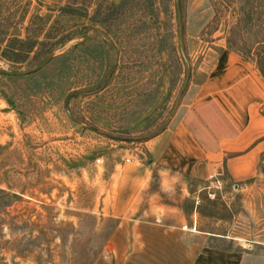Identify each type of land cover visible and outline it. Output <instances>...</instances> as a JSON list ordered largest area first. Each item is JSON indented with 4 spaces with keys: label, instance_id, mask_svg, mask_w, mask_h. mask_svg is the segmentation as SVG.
I'll list each match as a JSON object with an SVG mask.
<instances>
[{
    "label": "rangeland",
    "instance_id": "374dc122",
    "mask_svg": "<svg viewBox=\"0 0 264 264\" xmlns=\"http://www.w3.org/2000/svg\"><path fill=\"white\" fill-rule=\"evenodd\" d=\"M180 1L0 0V19L26 13L21 38L34 13L47 15L48 40L23 62L0 47V264H115L106 189L125 164L148 163L147 142L209 47L238 22L254 42L253 0ZM188 189L167 201L198 228L264 241V165L243 182L224 173Z\"/></svg>",
    "mask_w": 264,
    "mask_h": 264
},
{
    "label": "crops",
    "instance_id": "0c3cea01",
    "mask_svg": "<svg viewBox=\"0 0 264 264\" xmlns=\"http://www.w3.org/2000/svg\"><path fill=\"white\" fill-rule=\"evenodd\" d=\"M215 43L169 124L149 140L148 163L125 164L102 210L118 219L108 242L115 264H264V241L200 229L167 201L176 188L226 173L234 182L264 165V72L257 58ZM184 199V198H183Z\"/></svg>",
    "mask_w": 264,
    "mask_h": 264
},
{
    "label": "trees",
    "instance_id": "16d2710c",
    "mask_svg": "<svg viewBox=\"0 0 264 264\" xmlns=\"http://www.w3.org/2000/svg\"><path fill=\"white\" fill-rule=\"evenodd\" d=\"M55 1L60 2L62 0ZM68 5L69 3L62 7H67ZM1 6L2 5H0V7ZM49 9L51 10V8ZM248 15L249 17L246 22H253L252 36L254 42L247 45L246 39L243 38L241 24L239 22L232 27V34L228 36L227 41L230 47L237 48L249 57H252L250 53L254 49L260 55V60L257 59V62L262 72H264V48L259 46L254 47L256 45H254V43H257L260 39L262 40V38H264V0H253L252 3H250ZM26 16V13H24L16 22H12L4 17L0 19V47L3 44H6L5 49L3 50L4 56L7 59L16 62L25 61L28 58L29 53L36 47L41 48L48 44V40H41L45 32L44 27L47 15H42L38 11L31 16L29 23L25 26V37H20V33L17 31H20V26L24 24ZM218 49L221 50L222 48ZM47 52L50 51L47 50ZM108 220L111 222L115 221L114 227L111 225L109 227L110 230L108 236H110L117 226L118 219L111 217Z\"/></svg>",
    "mask_w": 264,
    "mask_h": 264
},
{
    "label": "water",
    "instance_id": "95a60500",
    "mask_svg": "<svg viewBox=\"0 0 264 264\" xmlns=\"http://www.w3.org/2000/svg\"><path fill=\"white\" fill-rule=\"evenodd\" d=\"M178 3L180 4V8H181V1L178 0ZM263 71H264V65H263ZM7 73H12V72H7ZM15 74V73H14Z\"/></svg>",
    "mask_w": 264,
    "mask_h": 264
},
{
    "label": "built area",
    "instance_id": "2783aa9c",
    "mask_svg": "<svg viewBox=\"0 0 264 264\" xmlns=\"http://www.w3.org/2000/svg\"><path fill=\"white\" fill-rule=\"evenodd\" d=\"M128 161L130 160V159H127ZM98 161H100V159H98Z\"/></svg>",
    "mask_w": 264,
    "mask_h": 264
}]
</instances>
